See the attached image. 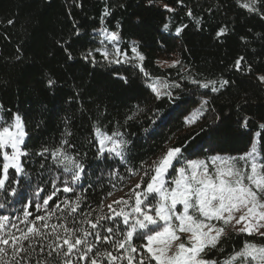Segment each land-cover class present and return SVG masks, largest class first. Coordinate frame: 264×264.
I'll return each instance as SVG.
<instances>
[{"label": "trees", "instance_id": "16d2710c", "mask_svg": "<svg viewBox=\"0 0 264 264\" xmlns=\"http://www.w3.org/2000/svg\"><path fill=\"white\" fill-rule=\"evenodd\" d=\"M247 2L0 0V111L8 119L12 113L24 119L30 152L24 181L33 205L36 200L42 202L54 186L62 188V181L70 178L50 157L34 154L43 146H58L63 139L73 145L65 147L85 163L87 175L74 193H58L49 207L80 195L83 211L94 210L90 217L93 220L110 214L109 202L127 192L134 179L143 181L142 188L146 186L144 171L170 148L180 147L182 159L206 160L216 154H244L257 138V153L264 154V130L259 128L264 123V83L257 79L264 75V0L256 5L259 13L245 9L243 4ZM106 7L111 14L102 20ZM101 28L119 33L121 50L138 44L145 59L107 64L94 52L97 63L86 61L82 54L101 47L96 34ZM177 28L182 29L179 34ZM221 28L226 29L225 35L217 36ZM17 49L22 53L20 60L16 59ZM241 56L245 59L237 72L234 64ZM141 64L148 76L140 70ZM248 65L250 72L245 70ZM120 77H126L127 83ZM49 78L56 81L52 88L47 86ZM157 78L181 87L169 89L171 98H157L149 87ZM193 79H228L231 83L219 92H211L191 83ZM134 113V118L128 120ZM197 113L195 122H189ZM245 116L250 117L247 128L241 127ZM97 127L107 134L123 133V139L129 142L126 160L97 156ZM113 169L116 174H112ZM16 178L20 179V174ZM16 187L20 190L19 185ZM38 187L44 191L34 197ZM0 203L6 205L0 214L19 215L24 207L16 203L11 191L0 190ZM29 211L44 214L36 212L34 206ZM103 223L111 226L113 221ZM227 233L230 238L221 241L224 252L213 250L211 258L223 261L245 240L264 244V237L237 235L230 226ZM133 243L139 246L144 241L134 239ZM98 247L111 250L110 245Z\"/></svg>", "mask_w": 264, "mask_h": 264}, {"label": "snow or ice", "instance_id": "6c2138e0", "mask_svg": "<svg viewBox=\"0 0 264 264\" xmlns=\"http://www.w3.org/2000/svg\"><path fill=\"white\" fill-rule=\"evenodd\" d=\"M259 3L260 0H249L243 7L259 13L260 9L256 6ZM164 7L173 11L168 5ZM110 14L106 7L101 19ZM188 15H192L191 11ZM181 30L177 28V34ZM225 32L226 29L221 28L217 36H223ZM75 34L79 36V30ZM96 34L100 37L101 47L82 54L86 61L90 60L94 65L97 63L94 52L99 53L107 64L145 59L138 50V44L121 50L118 32L101 28ZM109 44L113 46L111 49ZM21 58L22 53L17 49L16 59ZM68 58H73L70 52ZM244 59L243 56L237 58L235 71H241ZM139 67L144 72L142 64ZM245 70L250 72L251 65ZM144 75L148 76V73L144 72ZM120 78L127 83L126 77ZM257 79L264 83V75H259ZM191 83L219 92L231 82L228 79L206 82L193 79ZM55 84L54 79L47 80L49 88ZM149 87L157 98H171L169 89L180 88L181 85L157 78ZM0 109H3L2 105ZM134 115L127 119L132 120ZM198 115L194 114L189 122H195ZM249 119L245 116L241 127L247 128ZM259 128L264 130V123L259 124ZM66 135L71 136V132ZM94 136L98 157L126 160L129 142L123 139V133L107 134L97 127ZM27 139L23 117L12 113L11 119H8L4 111H0V190L5 193L11 191L16 203L24 205L19 215L12 214L14 219L12 215L0 214V264H152L153 261L155 264H264V244L248 240L223 261L209 256L213 250L224 252L221 241L230 238L227 233L229 226L237 235L264 237V154H258L255 147L239 156L216 154L206 160L182 159L180 147L170 148L158 162L144 171V176L148 177L146 186L142 188L143 181L137 183L131 189L133 196L113 201L118 208L110 204V214L99 215L93 220L90 217L94 210L83 211L80 195L53 202L49 207V202L58 193H74L76 185L87 175L85 163L65 147H73L68 139H63L54 148L43 146L34 154L42 158L50 157L70 174V178L62 181V188L54 186L55 190L47 194L42 202L36 200L33 205V201L28 199L24 181L27 175L25 161L30 155ZM141 164L143 166L144 162ZM40 166L44 168L43 163ZM116 172L113 169L112 174ZM17 174H20V179L16 178ZM132 174L135 175V172ZM17 185L20 190H17ZM43 191L44 188L38 187L33 196H39ZM178 205L182 206V210H177ZM33 206L36 212L43 211L44 214L35 215L29 211ZM5 207L4 203H0V209ZM78 212L79 216L76 215ZM104 221L113 223L109 226ZM134 239L144 243L137 246L133 243ZM101 244L110 245L111 250L98 247Z\"/></svg>", "mask_w": 264, "mask_h": 264}, {"label": "rangeland", "instance_id": "374dc122", "mask_svg": "<svg viewBox=\"0 0 264 264\" xmlns=\"http://www.w3.org/2000/svg\"><path fill=\"white\" fill-rule=\"evenodd\" d=\"M256 143H257V138H255V141H254L252 147H256ZM137 183H140V181H139L138 178L133 180L132 185H131L130 189H129L127 192H125V193L122 192V193H119V194L115 195V196L112 198V200L109 202V205L112 204L113 201L119 200V199H121V198H123V199H127L128 196H129V197L132 196L131 189L134 188L135 185H136ZM177 210H178V211L182 210V206H181V205H178V206H177ZM181 239H183V236L181 237ZM178 242H179V241H177V243H178ZM174 250H175V249H173V251H174Z\"/></svg>", "mask_w": 264, "mask_h": 264}]
</instances>
